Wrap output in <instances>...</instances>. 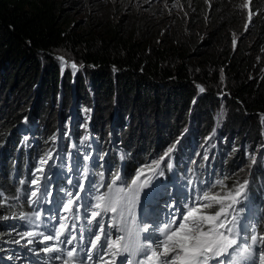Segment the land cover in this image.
<instances>
[{"label":"trees","instance_id":"obj_1","mask_svg":"<svg viewBox=\"0 0 264 264\" xmlns=\"http://www.w3.org/2000/svg\"><path fill=\"white\" fill-rule=\"evenodd\" d=\"M179 3L181 17L167 26L136 17L99 38L73 30L68 34L55 18L51 0H0V203L1 196L10 202L9 213H34L23 202L27 174L37 153L51 147L60 128L58 97L62 121L73 101L83 115L90 110L81 128L77 126L82 118H77L74 131L87 134L88 120L100 136L102 150L108 147L107 136L119 131L125 159L122 167L117 159L114 164L116 171L121 168L129 175L145 158L157 159L159 149L165 152L168 138H176L187 124L211 125L215 93L221 91L216 80L226 76L227 90L234 96L229 101L233 129L228 132L230 138L242 137L243 152L244 128L251 127L248 113L264 114V0H249L248 9L245 0ZM51 54L85 68L72 70ZM38 116L46 126L38 130V137L23 138L15 126L26 117L36 122ZM256 133L253 138L258 141ZM210 159L203 166L202 158L194 159L191 169L199 178L207 176ZM111 160L108 156L105 162ZM96 161L91 181L100 180L103 171L98 167L101 161ZM227 161L228 166L216 170L219 178L237 171L238 157ZM172 171L158 174V182H171ZM242 177L240 173L234 178ZM3 228L0 225V235ZM255 229L264 234V217Z\"/></svg>","mask_w":264,"mask_h":264},{"label":"rangeland","instance_id":"obj_2","mask_svg":"<svg viewBox=\"0 0 264 264\" xmlns=\"http://www.w3.org/2000/svg\"><path fill=\"white\" fill-rule=\"evenodd\" d=\"M51 1L54 2L55 18H59V23L64 29H67L68 34L72 33L70 30H73L78 34L90 33L99 38L109 28L112 29L118 23H126L136 17L154 19L153 21H158L161 27L167 26L171 21H175L181 17L179 0ZM248 2L249 0H245L247 9ZM51 55L62 62L63 66L66 64L72 70H82L85 68V65L78 66L77 64L73 68V63L67 62L61 56ZM216 85H219L217 89H221V91L215 93L216 101L215 107H213L215 118L211 121V125L204 126L201 122L198 124L199 127H195L192 124H187V126L181 129L176 138L174 136L168 138L167 145L173 149L170 154L165 155L168 153L169 148H165L167 149L165 152L161 148V150L159 149L157 159L154 160L151 157L145 158V162H141L137 167V172L140 169H145V173L153 177L149 186L145 187L141 193L139 204L135 208L137 223H141L146 215L151 221L154 217L158 219L160 215L161 217L164 215L162 218L166 217L165 221H167L170 218V214L175 213L177 208H181V211L184 210L181 207L182 204L191 203L186 198L190 197L193 191L209 190L213 193L220 192L223 195V191L219 185L210 188V185H214L217 180L224 181L225 190L234 187L237 182L243 183L247 180L248 187L245 191L247 199L241 198V202L235 206L237 209H242L240 212V216L242 217L241 223H244V220L247 219L251 223V226L255 227L263 219L264 114L258 113L256 117H253L248 113L251 127L244 128L247 134L243 136V141L245 140L244 142L247 147L240 153L242 144H239V142L242 140V137L233 135L230 138L228 132H232L233 129L232 125L229 124V120L232 116L230 102L234 99L230 90H227V87H229L228 78L220 76L216 80ZM196 86L201 90L197 83ZM60 100L61 97H58L56 104V110H59L56 124L60 128L52 138L53 144L51 147L46 152L37 153L35 156L34 163L27 174L28 181L25 197L23 198V202L28 203L33 212L38 211L42 206L49 207V211L54 213V219L35 220L31 214L25 216L33 217L34 222L30 223L28 219L22 220L20 219V213L17 215L9 213V210L11 211L9 207L10 202L1 196L0 225L4 227V233L0 235V264H65V261L68 259L66 255L68 250H74V257H82V254L90 247V235L95 231L96 221L100 219V217H97L89 225L87 223L88 216H86L83 205L93 202V197L96 194L105 191L115 173L118 172L121 178L125 180L135 178V173L126 175L123 168V170L119 168L116 171L117 164H114V159H117L120 167H122L123 160L125 159L124 144L119 131H114L113 134L107 136L109 140L108 147L106 151L105 149L102 150L99 146L100 136L92 130L88 120L86 121L89 129L87 134L83 132L82 134H76L74 131L77 118L79 116L82 118L77 126L81 128L82 122L85 121L84 115L86 118H90V110H86V113L83 115L80 104L75 106V102L73 101V104L68 105L69 111H67L66 117L62 121ZM33 121L31 117H26L21 125L15 126V128L20 127L22 137L27 140L32 137H38V130L46 126V123L41 120V116H38L36 122ZM256 131H258V135L260 136L258 141H255L253 138L257 136ZM195 137L197 138L194 141ZM175 139L177 141L173 143ZM229 139L230 141H228ZM207 155H209L207 159L211 158V163L208 166V174L205 173L207 176L201 179L198 173L191 168L196 158L198 160L202 158L201 165L203 166L204 161L207 160ZM108 156H111L113 161L111 160L109 163H106L105 161ZM231 157H238L236 164L237 173L232 174L230 178L226 176L219 178L216 170L222 167L223 164L228 166L226 162ZM42 160L46 161L43 165L41 164ZM96 160L101 161L98 167L102 166L103 171L100 173V180L94 181L92 190L89 191V183L93 182L90 177L94 175L93 170L95 168L94 163L97 162ZM253 160H255V163L252 162ZM158 161L159 164L157 165ZM181 168L183 173L180 171ZM38 169H42V171H38ZM85 170L87 175H85ZM167 170L175 172L173 178L168 184H164L163 182L160 184L157 176L159 173L166 172ZM240 173L243 176L241 181L234 178L236 174ZM258 177L262 178L257 182ZM33 179L37 180L35 185L31 184ZM230 179L231 181L233 180L231 184L228 182ZM69 181L71 182L69 183ZM78 182L83 185V191L79 190ZM101 182H105V187H99ZM117 183L119 184V181ZM45 185L48 186L47 194ZM32 191H36L35 197L30 196ZM68 193H71V197L68 196ZM145 193H151L147 200L145 199ZM86 195L87 199L85 198ZM77 196H79V200L76 199ZM68 199H72L73 203L69 206V211L65 212L62 205L66 204ZM29 200L33 202L29 203ZM37 200L39 203L35 202ZM174 204L175 207L172 209ZM150 214H153V216ZM4 217H7V219ZM64 217L67 219H64ZM179 222L177 220V223ZM61 224L65 225L63 229L60 228ZM104 225L106 232V228H108L107 219L104 220ZM29 231L36 233V235L32 237L22 235ZM57 231L61 232L59 241L55 239L43 240V236ZM74 233L76 234V240L71 245L61 243L70 238ZM2 235H5V237L1 238ZM29 240H32L31 244L28 243ZM102 243L103 235L101 241L97 242V247L92 249L93 260L85 262V264H104L98 260L99 247ZM45 247L58 248L60 251L45 252ZM231 251L229 250L230 253ZM142 258L143 253L137 256V259ZM120 262L113 264H120ZM212 264H215V262L213 261Z\"/></svg>","mask_w":264,"mask_h":264},{"label":"snow or ice","instance_id":"obj_3","mask_svg":"<svg viewBox=\"0 0 264 264\" xmlns=\"http://www.w3.org/2000/svg\"><path fill=\"white\" fill-rule=\"evenodd\" d=\"M72 66L76 67L75 64ZM172 150L169 148L165 155L170 154ZM45 162L42 160L41 164ZM252 162L255 163V160ZM85 175H87L86 170ZM152 178L145 173V169H140L135 173V178L130 180L122 179L117 172L112 176L105 191L96 194L93 202L83 205L89 225L97 217L100 219L96 221L95 231L90 235V247L78 264L93 260L92 249L97 247V242L101 241L102 235L103 244L98 260H103L104 264H113L116 257L122 254L127 256L120 264H212L213 261L215 264H264V234L258 235L255 227H252L247 219L241 223L242 209L235 207L241 202V198L247 199L245 195L248 187L247 180L243 183L237 182L234 187L227 190H225L224 181L217 180L214 185H210V188L219 185L223 195L209 190L193 191L192 195L186 198L191 203L182 204L181 207L184 210L177 208L175 213L170 214V218L162 224L151 221L147 215L141 223H137L135 208L139 204L141 193L145 187L149 186ZM36 183V179L31 181L33 185ZM93 184L94 181L89 183V191L92 190ZM47 187L45 185L46 194ZM78 187L83 191V185L79 182ZM99 187H103V184L101 183ZM144 195L147 200L151 193ZM30 196L35 197L36 191H32ZM68 196L71 197V193H68ZM85 198L87 199V195ZM76 199L79 200V196ZM32 202L29 200V203ZM35 202L39 203L38 200ZM72 203L73 200L68 199L67 203L62 205L65 212L69 211ZM33 217L39 220L41 212H34ZM33 217L21 215L20 219H28L32 223ZM4 218L7 219V217ZM64 219L67 218L64 217ZM105 219L108 220V232H105ZM177 220L180 222L177 223ZM64 227L65 225H60L61 229ZM113 228L118 233L115 236L111 231ZM143 233L148 235L143 236ZM22 235L32 237L36 233L29 231ZM60 235L61 232L57 231L43 236V240L59 241ZM75 240L76 236L72 235L61 243L71 245ZM28 243L31 244L32 240ZM229 250H232L231 253ZM44 251H60V249L45 247ZM141 253L143 258L137 259ZM109 254L110 259L107 258ZM66 255L68 259L65 264H77L73 261L74 250H68Z\"/></svg>","mask_w":264,"mask_h":264}]
</instances>
